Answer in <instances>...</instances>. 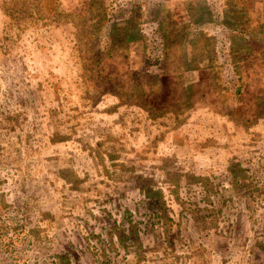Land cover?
Masks as SVG:
<instances>
[{
  "label": "rangeland",
  "instance_id": "rangeland-1",
  "mask_svg": "<svg viewBox=\"0 0 264 264\" xmlns=\"http://www.w3.org/2000/svg\"><path fill=\"white\" fill-rule=\"evenodd\" d=\"M12 1L0 264H264V0Z\"/></svg>",
  "mask_w": 264,
  "mask_h": 264
},
{
  "label": "trees",
  "instance_id": "trees-1",
  "mask_svg": "<svg viewBox=\"0 0 264 264\" xmlns=\"http://www.w3.org/2000/svg\"><path fill=\"white\" fill-rule=\"evenodd\" d=\"M56 3H55V5H54V9H52V10H58V8H59V6L57 5V0H54ZM12 2H14V3H16L17 2V0H13ZM223 25L225 26V27H229L231 30H232V32L233 33H237V34H247V31L246 30H237V28H235V27H233V26H231L230 24H228L226 21L223 23ZM131 35H129V37H130ZM139 36H141V34L139 35V33H137V32H135V34H134V36L131 38V39H137ZM162 59V58H161ZM160 59V61H162ZM99 60H101V52L99 51L98 52V56H97V59L96 60H94V64H97V65H99ZM91 63H92V61H91ZM143 191V193L147 196V197H149V198H156L158 201H159V204L160 205H162V207L163 206H165V202H164V196H163V193L160 191V190H153V189H151V190H148V189H145V190H142ZM132 234H135V231L134 230H132ZM61 264H63L62 262H60Z\"/></svg>",
  "mask_w": 264,
  "mask_h": 264
}]
</instances>
